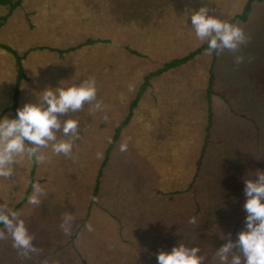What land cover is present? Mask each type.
I'll return each instance as SVG.
<instances>
[{"label": "rangeland", "instance_id": "1", "mask_svg": "<svg viewBox=\"0 0 264 264\" xmlns=\"http://www.w3.org/2000/svg\"><path fill=\"white\" fill-rule=\"evenodd\" d=\"M248 1L22 0L9 17V7L0 5V44L23 57L26 76L16 113L37 103L47 87L89 77L102 103L100 110L85 104L61 117L79 122L74 159L52 156L40 165L24 159L12 180L0 178V203L12 209L30 184L47 192L40 205H30L31 187L16 209L39 251L22 255L9 237L0 240V264H158L160 251L180 243L199 247L204 264H217L216 250L226 242L220 236L231 233L235 240L245 228L244 180L264 171V2L252 5L244 24L236 22L250 38L237 53L205 49L150 79L101 165L144 75L206 43L195 36L191 12L207 6L210 15L229 21ZM88 40L96 42L77 47ZM67 47L77 48L54 51ZM235 55L244 62L237 65ZM15 65L14 55L0 47V119L13 118L6 108L14 103ZM66 214L75 218L67 235L61 228Z\"/></svg>", "mask_w": 264, "mask_h": 264}, {"label": "clouds", "instance_id": "2", "mask_svg": "<svg viewBox=\"0 0 264 264\" xmlns=\"http://www.w3.org/2000/svg\"><path fill=\"white\" fill-rule=\"evenodd\" d=\"M209 12L207 6L191 12V27L196 38L207 43L208 54L215 52L219 55L225 50L235 54L241 45L248 43L250 38L241 27ZM244 60L242 55L234 56L237 65ZM85 104L91 105L92 111L102 108V103L97 100L95 77L69 87H47L38 96L37 103H25L17 109L15 118L0 119V178L12 180L10 178L15 177L24 159L38 165L50 162L52 156L74 159L73 147L74 141L79 139V122L71 118L61 120V117L82 110ZM104 119L106 121L108 117ZM120 150H127L126 142L120 145ZM101 155L98 153V158ZM244 195L245 228L237 233L235 240L231 233L220 236L226 242L216 250L217 264H264V171L257 170L254 178L244 180ZM46 197L45 189L38 182L33 183L28 203L38 206ZM74 219L70 214L63 217L61 228L66 235L70 233ZM188 222L197 223L195 217ZM85 227L88 231L93 230L90 223ZM9 237L13 247L22 255L39 251L20 212L0 203V240ZM157 261L158 264H204L205 256L200 254L199 247L180 243L170 252L160 251Z\"/></svg>", "mask_w": 264, "mask_h": 264}, {"label": "trees", "instance_id": "3", "mask_svg": "<svg viewBox=\"0 0 264 264\" xmlns=\"http://www.w3.org/2000/svg\"><path fill=\"white\" fill-rule=\"evenodd\" d=\"M264 2V0H249L246 5L243 7L242 12L240 15H237L236 17L232 18L231 20H229V22L236 24L237 23H241L244 24L247 19L248 16L251 12L252 9V5L254 3H262ZM22 4V0H0V5L2 6H7L9 7V14L7 17H9V15L11 16L12 13L18 8L20 7ZM7 17H3V19H7ZM94 42H96V40H88L87 42L80 44L77 47H81L83 45L86 44H93ZM0 47H2L3 49L7 50L8 52L12 53L15 57V66H16V83H15V89H14V94H13V98H14V103L13 105H11L10 107H7L6 110H11L13 112V118L16 117L17 113H16V101H17V96H18V85L19 83L26 79V76L23 72V68H22V56L19 55L17 53V51L15 49H13L12 47L8 46V45H3L0 44ZM77 47H67L65 49H54V51L58 52L59 54L65 53V52H69ZM208 48L207 43L203 44L201 47H198L197 49L193 50L192 52H190L187 56H184L182 58H176L172 61H168V62H164L163 65H161L160 68H158L157 70H155L154 72L148 73L146 75H144L142 83L140 84V86L138 87L137 92L134 95V98L129 102L128 104V108H127V113L124 116V118L114 127L113 130V138L111 143L109 144V146L107 147V151H106V155L105 158L103 159L102 165L101 167H103L107 161V157L109 152L111 151V149L114 147L116 140L119 138L121 131L123 130L124 127L128 126V124L130 123L132 117L134 116V110L136 109L143 92L146 90V88L150 85L149 81L150 79L157 77L159 75H162L164 73H166L167 71H170L172 69L178 68L182 65L188 64L195 56L199 55L200 53H202L205 49ZM129 53L133 54V55H138V53L132 51V50H128ZM214 53V52H213ZM214 61V58H213ZM210 72V77H209V81H208V87L206 90V99L207 102L210 104V96H211V85H212V73L211 70H209ZM208 104V106H209ZM208 110L210 112V107H208ZM0 113V117H1ZM210 114L208 115L207 118V122H208V127L206 128L207 132L210 129ZM206 143V142H205ZM31 172L33 173V170H31ZM101 176V172H98L97 177H96V182H95V187H94V191L93 194L96 195L97 191H98V184H99V179ZM32 187V184L29 185V188L27 189V191L25 192L21 203H18L14 209H18L22 203H24L27 200V195L30 191V188ZM79 227V226H78ZM77 230V228H76ZM75 230V231H76ZM71 237V236H70ZM215 246H217V244H215Z\"/></svg>", "mask_w": 264, "mask_h": 264}, {"label": "crops", "instance_id": "4", "mask_svg": "<svg viewBox=\"0 0 264 264\" xmlns=\"http://www.w3.org/2000/svg\"><path fill=\"white\" fill-rule=\"evenodd\" d=\"M100 178H101V176H100ZM98 186H99V184H98ZM97 192H98V191H97ZM96 195H97V194H96ZM96 195H95V196H96Z\"/></svg>", "mask_w": 264, "mask_h": 264}]
</instances>
